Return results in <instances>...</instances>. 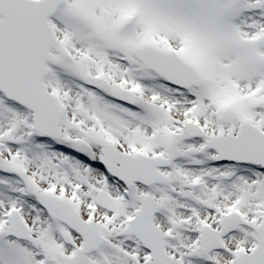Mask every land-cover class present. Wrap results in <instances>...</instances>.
I'll return each mask as SVG.
<instances>
[{
  "label": "snow or ice",
  "instance_id": "obj_1",
  "mask_svg": "<svg viewBox=\"0 0 264 264\" xmlns=\"http://www.w3.org/2000/svg\"><path fill=\"white\" fill-rule=\"evenodd\" d=\"M0 264H264V0H0Z\"/></svg>",
  "mask_w": 264,
  "mask_h": 264
}]
</instances>
